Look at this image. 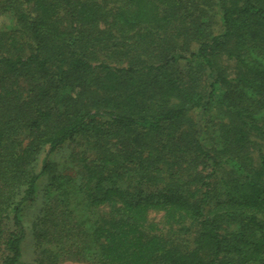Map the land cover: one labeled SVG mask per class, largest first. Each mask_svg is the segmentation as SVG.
Returning <instances> with one entry per match:
<instances>
[{
  "label": "trees",
  "instance_id": "trees-1",
  "mask_svg": "<svg viewBox=\"0 0 264 264\" xmlns=\"http://www.w3.org/2000/svg\"><path fill=\"white\" fill-rule=\"evenodd\" d=\"M0 18V264H21L69 145L36 264H264V0H0Z\"/></svg>",
  "mask_w": 264,
  "mask_h": 264
},
{
  "label": "rangeland",
  "instance_id": "rangeland-1",
  "mask_svg": "<svg viewBox=\"0 0 264 264\" xmlns=\"http://www.w3.org/2000/svg\"><path fill=\"white\" fill-rule=\"evenodd\" d=\"M10 21L7 18H0V27L3 25H9ZM72 146H66L53 152L49 155L48 161L51 162V170L46 172L39 179L37 191L34 196V200L30 202L24 211V222L27 230L26 238L23 243V259L21 264H36L40 257V251L38 249V240L36 233L39 231L41 224H39V218L45 213L48 201L52 195L57 194V183H55V176L73 175L78 170L75 163L69 158ZM48 152L45 151L40 157V165L42 161L47 159ZM59 192V191H58ZM79 202V201H76ZM81 212L83 205H80ZM150 221L158 223L162 221V214L158 212H152L150 215ZM37 223V225H36ZM40 232V231H39ZM66 264H94L92 260H80L70 261Z\"/></svg>",
  "mask_w": 264,
  "mask_h": 264
}]
</instances>
